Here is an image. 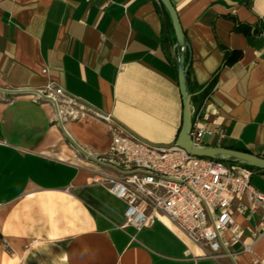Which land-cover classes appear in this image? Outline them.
I'll return each instance as SVG.
<instances>
[{
  "label": "crops",
  "instance_id": "1",
  "mask_svg": "<svg viewBox=\"0 0 264 264\" xmlns=\"http://www.w3.org/2000/svg\"><path fill=\"white\" fill-rule=\"evenodd\" d=\"M189 52L190 85H213L193 109L203 143L264 157V0H170ZM159 0H0V87L50 81L110 114L141 138L175 142L182 122L177 48ZM46 69V71H43ZM92 157L106 153V124L62 120ZM250 183L264 193V169ZM98 167L66 137L54 106L0 92V264H264V234L232 207L235 252L211 257L162 221L124 224L125 202L93 181ZM243 244L249 249L243 250Z\"/></svg>",
  "mask_w": 264,
  "mask_h": 264
},
{
  "label": "built area",
  "instance_id": "2",
  "mask_svg": "<svg viewBox=\"0 0 264 264\" xmlns=\"http://www.w3.org/2000/svg\"><path fill=\"white\" fill-rule=\"evenodd\" d=\"M39 90L52 100L57 121L58 117L62 121L65 116L77 118L85 113L107 125L111 135L108 150L103 155L91 156L98 167L93 181L125 202L122 227L131 225L139 230L159 220L183 241L205 247L209 256L233 259L235 252L224 232L231 231V241L239 240L232 207L244 197L240 210L254 217L260 228L254 241L264 234V193L250 183L251 171L247 166L196 156L174 143L149 142L110 114L78 103L53 81ZM202 107H192L190 137L195 146L204 144L203 137L212 133L198 117ZM247 249L249 245L243 244V250Z\"/></svg>",
  "mask_w": 264,
  "mask_h": 264
},
{
  "label": "water",
  "instance_id": "3",
  "mask_svg": "<svg viewBox=\"0 0 264 264\" xmlns=\"http://www.w3.org/2000/svg\"><path fill=\"white\" fill-rule=\"evenodd\" d=\"M159 2L165 8L169 19L171 21L175 39H176V48H177V78H178V87L182 101V122L177 138L174 142L175 145L185 149L187 152L196 155L204 156L217 160L235 162L247 167H255L259 169H264V157H260L256 154L239 150L228 148L218 145H207L202 144L200 146H195L191 142L190 132L193 126V114H192V93H190L186 74L188 70V62L185 60L186 52H189V46L186 42V37L182 26L180 24L177 11L170 0H159ZM0 92L11 93L14 95L17 94H33L45 98L46 101L53 103L51 99L45 97L39 89H7L0 87ZM56 113L57 109L55 108ZM58 122L65 133L66 137L71 141V143L82 153L86 154L91 158L84 149H82L67 133L64 128V125L60 118L58 117Z\"/></svg>",
  "mask_w": 264,
  "mask_h": 264
},
{
  "label": "trees",
  "instance_id": "4",
  "mask_svg": "<svg viewBox=\"0 0 264 264\" xmlns=\"http://www.w3.org/2000/svg\"><path fill=\"white\" fill-rule=\"evenodd\" d=\"M158 5H161V7L165 10V8L163 7V5L161 3H159ZM186 80H187V85H188V88H189V91L190 93H192V98L191 100L192 101H195V99H198V101H200V99L207 94V92L209 91V89L212 87L213 85V80H211L207 85L205 86H201L199 87V89H194L191 87L190 85V80H189V73L187 71V74H186ZM250 167V166H249ZM253 168V167H251Z\"/></svg>",
  "mask_w": 264,
  "mask_h": 264
}]
</instances>
